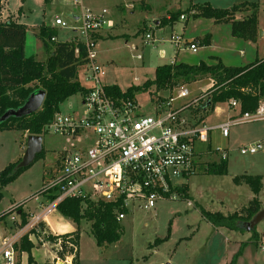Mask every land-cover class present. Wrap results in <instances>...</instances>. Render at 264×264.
I'll return each instance as SVG.
<instances>
[{"label":"rangeland","instance_id":"374dc122","mask_svg":"<svg viewBox=\"0 0 264 264\" xmlns=\"http://www.w3.org/2000/svg\"><path fill=\"white\" fill-rule=\"evenodd\" d=\"M2 1L4 2L0 7V21L8 18L15 20L13 17L17 15L18 8L22 7L23 13L17 21L26 26V53L34 54L38 60H45L53 48L51 45L50 49L45 50L38 38L35 39V33L42 22L50 26L55 15L71 22L72 14L79 15L84 9L99 11L105 8L112 27H104L103 31L106 30L108 35L98 38L93 50L96 53V62L104 69L102 82L115 84L122 90L153 79L156 66L170 63L175 49L170 44L172 31L181 34L186 41L209 34L219 49H230L227 50L229 53L220 54L219 50L208 49V46L198 43L195 52L179 51L176 60L184 64H208L229 58L226 60L227 65L236 66L234 64H246L264 57V0H248L257 3L258 30L252 48L246 45L243 38L233 37L231 23H217L213 18L193 16V11H185L191 2L202 4L206 1L214 7L228 8L244 0ZM177 9L179 13L184 12L185 19L175 20L173 29L170 24L159 27L153 24L155 20L161 21L165 15L170 17L172 12L178 11ZM50 27L58 30V39L54 37L55 40L51 42L66 41L73 35L64 28ZM215 27L218 30L216 33ZM146 33H151L154 40L145 43ZM236 38L238 44L234 42ZM161 48L165 50L163 57L159 54ZM243 48L245 53H240ZM137 53H140L142 58H137ZM84 74L85 69L80 66L77 79L83 85L87 83ZM210 86L211 80L204 78L184 85L188 95L183 98H176L179 88H173L172 91L160 90L155 98H151V90L139 91L135 94V100L141 113L153 114L154 107L159 102L157 98L168 100L173 96L175 100L172 106L182 107L185 102L192 103ZM188 107L193 109L196 105L193 102ZM59 112L79 116L82 113L81 94L76 93L66 98L59 105ZM231 112L225 103H218L216 109L204 118L201 125L215 126L224 123ZM23 132L29 135L28 132L15 128L0 131V170L8 163L21 159L27 141ZM228 132V137L224 138L217 130H212L210 140L206 144L197 145L198 149L207 147L210 153H203V162L199 161L195 172L187 178L184 185L187 187V196L181 194L175 199H159L150 210H144L135 203L125 218L119 221L121 236L118 241L103 247L97 246L89 232V224L82 221L79 225V263L230 264L234 254L240 250L235 264H264V220L258 222L253 230H238L214 226L201 214L202 210L226 214L247 204L253 192L244 182L236 184L233 181L235 176L259 175L264 183V146L255 153L239 152V147L256 141H261L264 145V118L231 125ZM40 137L43 156L38 157L4 187L0 211L14 208L17 204L33 208L41 197V187L54 173L60 154L86 144L77 140L76 136H61L51 130H43ZM215 149H225L228 153L225 173L214 174L206 171L209 163L219 161L220 153ZM257 195L261 205H264V188H261ZM57 212L56 210L54 214H58ZM31 244L29 251H22L18 264L44 262L47 248L38 245L34 237Z\"/></svg>","mask_w":264,"mask_h":264},{"label":"built area","instance_id":"2783aa9c","mask_svg":"<svg viewBox=\"0 0 264 264\" xmlns=\"http://www.w3.org/2000/svg\"><path fill=\"white\" fill-rule=\"evenodd\" d=\"M179 18L184 19L185 15L181 14ZM54 25L74 33L66 41L81 43L84 47L87 61L81 66L85 69L87 92L81 95L82 113L79 116L57 112L43 130L61 136H76L86 144L60 154L54 173L39 191L38 211L26 216L25 223L21 224L17 211L20 204L0 214V219L5 217L14 226L11 233L0 234V264H16L15 245L22 237L27 236L29 240L35 235L39 231L38 224L46 221L65 198L87 197L116 203L124 209L115 210L118 221L135 203L150 210L159 199L177 198L181 195L177 188L195 172L198 162H203L204 152L197 148L196 142L207 141L210 130L218 129L226 137L231 125L264 118V99L252 112H241L239 103L230 100L229 107L238 109L237 113L215 126L190 120L182 113L189 104L174 108L173 96L161 106H155L153 114L141 113L136 100L117 99L107 94L101 80L104 69L96 62L93 48L96 33L111 25L107 10L84 9L71 22L56 16ZM51 39L55 40L54 37ZM151 40H154L151 33H146L144 42ZM171 41L178 49L183 45L192 52L197 50L195 40L183 43L180 35H173ZM74 52L80 53L77 45ZM136 57L141 58V55ZM178 88L176 98L188 95L183 86ZM205 96L195 98L192 103L197 105ZM263 146L261 141H256L239 147V152L255 153ZM215 150L220 153L219 159L227 160L225 149ZM54 244L60 248L58 241ZM70 258L68 256L64 261L70 264Z\"/></svg>","mask_w":264,"mask_h":264},{"label":"trees","instance_id":"16d2710c","mask_svg":"<svg viewBox=\"0 0 264 264\" xmlns=\"http://www.w3.org/2000/svg\"><path fill=\"white\" fill-rule=\"evenodd\" d=\"M242 10H247L249 13L244 18L236 20L234 15ZM185 11H193V16L213 18L217 23L229 22L233 36L245 40L254 41L256 39L258 30L256 2L243 1L228 8L213 7L208 2L192 3ZM181 14L184 12L179 13V10L172 12L169 18L163 17L159 23L172 24ZM25 32L26 26L13 19L0 21V117L7 110L21 106L26 98L38 89L44 90L45 96L37 111L22 117L9 116L0 120V131L15 128L26 131L28 134L40 135L44 126L59 112V105L66 98L76 93L83 95L87 92V88L77 79L78 68L86 63L87 58L81 43L51 42L56 31L44 24L39 26L36 37L46 49H50L52 45V51L43 61L32 55L26 56L24 53ZM208 36L207 34L202 38L201 44H208L206 40ZM76 45L80 51L78 55L74 52ZM204 78H209L212 85L206 91L205 99H201L195 108L190 109L191 113L196 115L197 123L218 103H229L234 99L239 103L241 112H252L264 99V58H256L240 66L225 65L220 61L209 65L204 62L190 65L181 62L165 63L156 66L154 78L146 80L141 85H131L122 90L117 85L110 84L104 85V89L114 98L135 101V94L139 91L151 90V98H155L160 90H171ZM157 100L159 102L156 107L164 104V99L157 98ZM40 156H43V149L36 155L34 161ZM19 161L20 159L10 162L0 170V200L4 187L28 167H18ZM226 168L227 160L219 159L217 162L209 163L206 171L222 174L226 172ZM233 181L236 184L244 182L251 188L254 196L247 204L226 214L207 210H202L201 214L214 226L245 230L253 215L262 208L257 193L264 187V183L259 175L251 174L235 176ZM184 185L177 188V191L187 196V187ZM116 209L124 211L113 202L92 200L87 197L65 198L57 205V211L76 225L75 230L51 234L43 223H39V234L52 243L59 242L60 248H56L58 258L65 260L66 257L71 256L70 264H79L80 223L86 221L89 224V232L94 237L97 246H106L118 241L121 236L120 224L116 219ZM20 216L21 224L25 223L26 216L22 211ZM31 246L27 236L22 237L15 245L16 264H18L19 253L23 250L29 251ZM239 251L234 254L230 264L236 263ZM44 264H56V262H45Z\"/></svg>","mask_w":264,"mask_h":264},{"label":"crops","instance_id":"0c3cea01","mask_svg":"<svg viewBox=\"0 0 264 264\" xmlns=\"http://www.w3.org/2000/svg\"><path fill=\"white\" fill-rule=\"evenodd\" d=\"M244 1H248V0H244ZM2 2H4V1H2L1 0V4H2ZM141 2H142V0H141ZM204 2H206V1H204ZM243 2V1H242ZM248 2H252V1H248ZM209 3V2H208ZM1 4H0V7H1ZM190 4H192V2L190 3ZM235 4V3H234ZM233 5V4H232ZM214 7V6H213ZM230 7V6H229ZM20 8V10L18 11L17 10V12H16V14L17 15H15L13 18H15V21L17 22V23H20V22H18L17 20H18V17H20V15L23 13V10H22V7H19ZM18 8V9H19ZM219 8V7H218ZM178 10V9H177ZM176 11V10H175ZM249 12L247 11V10H242V11H240V12H237L235 15H234V18L236 19V20H239V19H242V18H244L247 14H248ZM78 14H72V18L73 19H75V17L77 16ZM56 16H58V15H55L54 16V18L56 17ZM58 17H61V16H58ZM165 17L166 18H169V16L168 15H165ZM12 19V18H11ZM177 19H180L179 17L177 18ZM176 19V20H177ZM185 19V18H184ZM183 19V20H184ZM111 22V21H110ZM44 22H42L41 24H43ZM176 23V21H174L172 24H170L171 25V29H173L172 27H174V24ZM20 24H23V23H20ZM40 24V25H41ZM45 24V23H44ZM150 24L151 23H149L148 25H149V27H150ZM155 26H157V27H159V26H163L162 24H160L159 23V21H154V23H153ZM24 25V24H23ZM39 25V26H40ZM50 26H53V27H59V26H56V25H54V21H53V24L52 23H50L49 24ZM111 25H112V22H111ZM111 25H109V26H107V27H112ZM165 25V24H164ZM49 26V27H50ZM145 26V25H144ZM52 28V27H51ZM103 29H104V27L102 28V29H100L97 33H96V35H95V37H96V40L98 39V38H101V37H103V36H106V35H108V32L106 31V30H104L103 31ZM218 30H217V27H215L214 28V33H216ZM56 35H55V37H56V39H58V37H57V34H58V30H56ZM37 33V32H36ZM36 33H35V35H36ZM173 35H180L181 37H182V35L181 34H176V33H174L173 31L170 33V44L171 45H173V47L175 48L174 50H173V52H174V57L172 56L170 59V63H179L177 60H176V57H177V55H178V53H179V51L180 50H189V49H187L185 46L183 47V45H181L180 46V49H178V48H176V46H174V44L172 43V41H171V36H173ZM209 35V34H208ZM72 36H74V33H73V35ZM234 37V36H233ZM203 38V37H202ZM202 38H200V37H197L196 39H195V41L197 42V44L198 43H201V41H202ZM35 39H37V37L35 36ZM240 39V38H239ZM37 40H39V39H37ZM207 41H208V44H203V45H205V46H208V49L210 48V49H216V50H219L221 53L220 54H222V53H226V52H228L230 49L229 48H225V49H219L216 45H215V42L213 43V41L211 40V37H210V35L208 36V39H206ZM256 40V39H255ZM255 40L253 41V40H245L244 39V41L246 42V45L247 46H249V48H252V45H255ZM40 41V40H39ZM186 40L185 39H183V37H182V42L184 43ZM194 41V40H193ZM41 42V41H40ZM187 42H190V41H187ZM203 42V41H202ZM234 42H236L235 44H238L237 42V38H236V41H234ZM41 44H42V42H41ZM44 47V46H43ZM45 48V47H44ZM45 50H47V49H45ZM228 50V51H227ZM52 51V50H51ZM50 51V52H51ZM241 52H244L245 53V49L243 48V49H241V51H240V53ZM24 53H25V55L26 56H30V55H32V56H34V54H30V55H27V53H26V32H25V47H24ZM229 53V52H228ZM137 54H140V53H137ZM159 54H160V56H164L165 55V50L163 49V48H161L160 50H159ZM141 55V54H140ZM35 57V56H34ZM141 58H142V55H141ZM264 58V57H263ZM221 59V58H220ZM226 60H229V58H222V60H218V61H220L221 63H223V64H225V65H227V62H226ZM41 61H43V60H41ZM218 61H215L214 63H208V65L209 64H215V63H217ZM251 62V61H250ZM250 62H247V63H250ZM246 63V64H247ZM187 64H189L190 65V63H187ZM234 65H236V66H240V65H245L244 63L243 64H234ZM198 81V80H197ZM103 83V82H102ZM103 85H110V84H104L103 83ZM186 85V84H185ZM211 85H212V81H211ZM183 87H184V85H182ZM178 88V87H177ZM175 89V88H174ZM186 89V88H185ZM163 91H168V90H163ZM170 91H172V90H170ZM204 94H206V92L204 93ZM203 93H201L200 94V96L201 95H204ZM164 96V95H163ZM165 101H167V100H165ZM164 101V102H165ZM186 104H190V103H187V102H185L184 104H183V106H185ZM226 105H227V107H228V109L230 110V111H232L231 113H230V115H229V117L230 116H233V115H235L236 113H237V111H238V109H234V108H230L229 107V105H228V103H225ZM174 108H178V107H175V106H173ZM216 107H217V104L213 107V109L211 110V111H214L215 109H216ZM190 107H187V108H184L183 109V115H185V116H188V118L190 119V120H192V121H196V123H197V117H196V115H194V114H192L191 113V111H190V109H189ZM211 111H209L207 114H205V116H204V118L211 112ZM198 116V115H197ZM228 117V118H229ZM204 118L200 121V122H198V124H201V122H203V120H204ZM214 130H217L218 132H219V130L218 129H214ZM211 131L212 130H210V131H208V134H207V141H199V142H196V146L197 145H202V144H206L209 140H210V138H211ZM219 134H220V132H219ZM221 135V134H220ZM228 135H229V132H228ZM23 136H25V137H27V134L25 133L24 134V132H23ZM222 136V135H221ZM222 137H224V136H222ZM228 136H226V137H224V138H227ZM200 151H202V153L204 152V153H206V151L208 150V148L207 147H205V148H203V149H199ZM202 157H203V154H202ZM20 159V158H19ZM263 183V182H262ZM241 184V183H240ZM262 188H264V187H262ZM253 196H254V194H253ZM252 196V197H253ZM251 197V198H252ZM257 197H258V195H257ZM250 198V199H251ZM249 199V200H250ZM259 199V198H258ZM36 200V199H35ZM248 200V201H249ZM259 201H260V203H261V200L259 199ZM41 203V199H38V201L36 202V204H35V206L33 207V208H30V207H28L27 205L25 206V204H23V205H21L20 207H21V209H19V207H18V209H17V211H18V213L20 214L21 213V211L25 214V216H27L28 217V215L30 214V213H33V212H37L38 211V206H39V204ZM24 206H25V208H24ZM262 206V208H264V205H261ZM8 210V209H7ZM7 210H2V211H0V214L1 213H4V212H6ZM234 211V210H233ZM233 211H231V212H233ZM58 213V212H57ZM126 216V215H125ZM125 218V217H124ZM44 225H45V228L47 229V231L49 232V233H51V234H61V233H66V232H71V231H73V230H75V228H76V225L71 221V220H69V219H67V218H65V217H63V216H61L59 213L58 214H54V212L53 213H51L50 215H48L47 216V218H46V221H44V222H42ZM13 228H14V226L9 222V221H7V219L5 218V217H3V218H1L0 219V234H8V233H11L12 232V230H13ZM33 237L38 241V245H40L41 247H43L44 249L45 248H47V249H45V250H47L48 252H47V254H46V256H45V258H44V262L42 263V264H44L45 262H50V263H53V262H56V263H58L59 261H63V260H61L60 258H58V256H57V253H56V246H55V244L54 243H52V242H50L49 240H47V239H45V238H43V236L42 235H40L39 234V231L35 234V235H32V236H30V238H29V241L32 243V240H33ZM41 238V239H40ZM259 241V240H258ZM96 243V242H95ZM259 244H260V242H258ZM79 246H80V235H79V245H78V253H79ZM21 255H22V251L19 253V258L21 257ZM67 264V263H66ZM80 264V263H79Z\"/></svg>","mask_w":264,"mask_h":264},{"label":"water","instance_id":"95a60500","mask_svg":"<svg viewBox=\"0 0 264 264\" xmlns=\"http://www.w3.org/2000/svg\"><path fill=\"white\" fill-rule=\"evenodd\" d=\"M45 96V91L42 89H38L32 92L24 101V103L16 109L7 110L1 117L0 120H3L9 116L13 117H22L24 115H28L32 112L37 111L43 102ZM26 148L23 152V155L18 163V167H27L29 166L35 159L36 155L40 153L42 149L41 137L36 134H29L26 137ZM264 220V208L258 210L251 220L247 223L246 229L250 230L254 228V226ZM58 264H66L63 261H59Z\"/></svg>","mask_w":264,"mask_h":264}]
</instances>
